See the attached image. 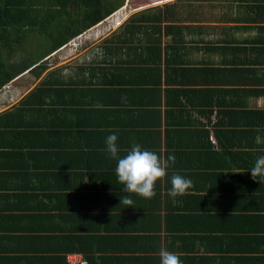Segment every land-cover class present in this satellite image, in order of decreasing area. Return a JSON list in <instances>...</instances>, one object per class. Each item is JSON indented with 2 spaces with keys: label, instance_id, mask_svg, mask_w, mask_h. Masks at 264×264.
<instances>
[{
  "label": "trees",
  "instance_id": "trees-1",
  "mask_svg": "<svg viewBox=\"0 0 264 264\" xmlns=\"http://www.w3.org/2000/svg\"><path fill=\"white\" fill-rule=\"evenodd\" d=\"M122 3L0 0V89L8 90L15 80L19 84L17 79L24 72L39 78L47 62L38 59L106 19ZM36 33L43 36L46 52L35 58L29 52L15 61V54L27 50V36ZM155 45L158 55L148 61L154 64L148 68L152 72L160 69L161 62L160 44ZM62 69L46 73L17 105L0 113V181L10 183L0 187V264L7 259L3 252H8L3 241L27 238L42 242L38 245V241H32L31 250L41 254L36 261L54 259L50 264H65L66 255L74 253L82 255L88 264H106L104 255L108 250L117 251L124 264H160L157 253L161 247L178 254L182 264H264V198L262 190L245 185V177L239 179V175L237 184L226 188L228 196L219 198L226 205L216 206L213 212L206 198H195L177 207L161 199L164 178L156 181V194L151 199L122 192L124 185L115 174L117 160L107 151L105 155L101 147L106 149V138L116 134L118 157L122 158L131 148L120 140L121 136L138 127L148 130L149 137L157 134L152 132L160 126L161 91L149 87L153 85L152 77L144 78V89L133 80L110 79L104 75L109 68L102 66L79 67L81 75L75 79L72 74H61ZM90 71L93 76L84 79ZM132 78L136 80L137 76ZM25 83L29 86L31 82ZM110 86L124 92L118 96L127 97L128 116L118 121L114 115L115 119L105 117L100 122L93 118L99 110L93 108L95 104L90 103L88 94L105 91L112 97ZM232 104L240 109L219 108V121L206 125L205 136L201 130L197 144L201 148V169L192 177L196 182L200 179L202 191H212L217 188L214 183L228 182L236 175L231 173V160L249 145L241 138L243 135L236 141L233 138L238 133L250 134L264 114L248 108L245 102ZM213 112L207 109L208 115ZM227 118L236 121L222 122ZM211 128L219 151L210 140ZM93 147L101 148L99 154ZM154 149L153 143L144 148L160 156ZM196 182L191 189L199 184ZM122 195L133 200L132 207L120 204ZM192 199L189 197L187 202ZM102 227L106 233L111 231L108 237L98 236Z\"/></svg>",
  "mask_w": 264,
  "mask_h": 264
},
{
  "label": "crops",
  "instance_id": "crops-1",
  "mask_svg": "<svg viewBox=\"0 0 264 264\" xmlns=\"http://www.w3.org/2000/svg\"><path fill=\"white\" fill-rule=\"evenodd\" d=\"M87 35L91 37H86ZM157 39L158 43L155 42ZM68 43L74 46V53L79 57L74 60V64L63 63L65 58L71 56L64 57L61 52ZM68 43L38 59L47 62V69L39 78L34 79L31 72H24L16 78L19 84L14 83L15 80L13 84L9 83L8 90L4 87L0 90V113L17 105L46 73L58 67L65 68L61 70V74H72L75 79L76 75H81L79 67L102 66L103 69L109 68L104 75L110 79L115 77L118 80L124 79L123 81L133 80L138 88L144 89V78L152 77L153 85L149 87L159 88L161 91L160 126L152 132L157 134L149 137L146 134L148 130L138 127L121 136L120 140L128 144V149L134 143L140 144L142 149L153 143L154 151H158L160 156H175V163H170L163 179L161 199H167L177 207L185 202L192 203L195 198H206L213 212L216 206L226 205L220 200L228 196L226 188L236 185L239 175V179L245 177V185L262 190L261 195L264 198V180L253 181L249 172L256 160L264 156V114L257 120L255 129L251 128L250 131L254 130L247 133L248 135L245 133L246 137L239 133L234 136L233 141H236L237 137L243 135L241 138L249 146L242 149L236 159L231 160V173L236 175L230 177L228 182L220 180L214 183L217 187L214 190L202 191L200 179L196 182L192 177L201 169V148L197 145L201 140V130L205 136L206 125L219 121V108L239 110L240 107L234 106L232 102L237 105L245 102L248 108L264 112V0H123L118 10ZM80 44L89 46L90 50L79 52ZM155 44H160L161 62L160 69L152 72L148 68L154 64L148 61L156 59L158 55V46ZM112 46L119 48L118 51ZM165 59L168 62L165 63ZM69 61L71 60L67 62ZM70 67L72 69H68ZM89 75L93 76V73L90 71L83 78L88 79ZM134 76H137L136 80L132 78ZM28 80L31 82L29 86L25 83ZM110 89L114 92L112 97L105 94V91H92L88 94L90 103L103 105V108L95 109L99 110L98 114H93V118L100 122L105 117L112 120L114 115L118 121L125 120L128 116L125 113L128 110L127 99L124 101L118 96L124 92L112 86ZM153 100L152 94L151 106L154 104ZM142 106L148 109L146 104L142 103ZM208 108L214 112L208 115ZM234 121L236 120L227 118L222 122L234 124ZM245 125L247 124H243ZM210 130V140L219 151L213 129ZM101 148L105 154V147ZM101 148L93 147V151L99 154ZM204 149L205 147L202 152ZM83 162L85 163V159ZM173 174L189 177L191 181L199 184L194 186L196 188H190L186 194L173 199L166 193L171 188ZM5 182L6 180H1L0 187L5 188L4 186L10 184ZM189 197L193 198L191 202H187ZM99 233L102 234H98L99 237H108L111 231L106 233L102 227ZM36 236L42 238L44 235ZM32 241L42 244L38 239L28 238L17 242L3 241L8 252H3L7 259L2 264L55 262L54 259H47L49 262L36 261L35 259H41V254L32 252ZM100 241L105 242L103 239ZM113 252L108 250L107 255H104L105 263L124 264L117 251ZM62 259L63 257L59 258L58 263ZM65 264H88V261L82 255L74 253L66 255Z\"/></svg>",
  "mask_w": 264,
  "mask_h": 264
},
{
  "label": "clouds",
  "instance_id": "clouds-1",
  "mask_svg": "<svg viewBox=\"0 0 264 264\" xmlns=\"http://www.w3.org/2000/svg\"><path fill=\"white\" fill-rule=\"evenodd\" d=\"M126 101V97H122ZM95 108H103L102 104H95ZM118 137L116 134L109 135L106 138V151L112 159L117 160L115 174L118 182L124 185L123 193H134L145 199H151L155 196V184L157 180H162L167 175V169L170 163H175V156L169 155L166 158L158 156L155 152L142 149L141 145L134 143L131 150L122 158L118 157V147L116 145ZM70 170V169H69ZM253 181L264 180V156H260L254 166L249 171ZM171 188L168 195L176 198L186 194L192 187V181L179 174H173L171 177ZM120 204L132 207L133 200L128 196L122 195ZM126 208V207H125ZM160 264H182L180 256L176 253L161 247L157 253Z\"/></svg>",
  "mask_w": 264,
  "mask_h": 264
},
{
  "label": "rangeland",
  "instance_id": "rangeland-1",
  "mask_svg": "<svg viewBox=\"0 0 264 264\" xmlns=\"http://www.w3.org/2000/svg\"><path fill=\"white\" fill-rule=\"evenodd\" d=\"M27 35H29V34H27ZM88 36L91 37V35H87L86 37H88ZM24 43H25V49H27V50L22 52V53L18 52L17 54H15L16 55L14 57L15 61H17L19 58L21 59L22 56H25L29 52H32L34 54V58L36 56L41 55L42 51L46 52L45 51L46 47L44 46L45 42H44L43 36L41 34H37V33L36 34H30L29 36H27V39L25 40ZM66 46L67 47H65L64 50L61 51L62 55L64 57H69V55H71L72 57L70 56V58H65L63 60V63L65 62V63H70V64L73 63L74 64V60L79 58L78 54L76 52L74 53V46H72V44L69 45V43H68ZM80 46H81V50H79V52L84 53V52H87L90 50V47L85 45V44H80ZM68 60H71V61L67 62ZM49 62H51V61H49ZM2 89H0V90H2Z\"/></svg>",
  "mask_w": 264,
  "mask_h": 264
}]
</instances>
